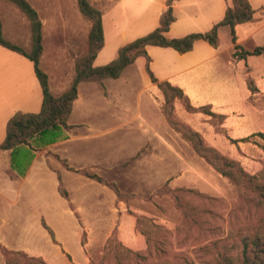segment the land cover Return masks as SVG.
<instances>
[{
    "label": "crops",
    "instance_id": "1",
    "mask_svg": "<svg viewBox=\"0 0 264 264\" xmlns=\"http://www.w3.org/2000/svg\"><path fill=\"white\" fill-rule=\"evenodd\" d=\"M90 1L103 12L105 43L94 59V66H100L115 59L121 46L160 26L168 0ZM250 2L255 10L253 18L236 26L237 43L248 50L264 45V0ZM232 4L233 0H175V20L167 35L178 38L194 32H206L224 18ZM58 12L57 8L50 9L48 23L42 19L44 52L40 59L41 67L49 75L50 90L56 96L66 91L74 79L81 29L84 31L85 51L90 32L88 22L77 20L74 23ZM49 35L59 38L53 51L47 48ZM218 37L217 46L198 39L193 48L184 53L171 46L147 45L148 56H138L119 78H108L103 83L83 81L79 84L78 97L68 120L71 128H50L30 138L27 144L0 149V244L54 264V260L51 261L45 253L48 250L36 241L32 226L34 214L41 223L44 219L51 226L40 207V204L48 202L46 186H52L51 193L55 197L56 190L63 197L59 192L60 172L70 192L69 200L63 198L70 212L74 213V197L88 196L84 194L88 181H95L76 170L86 169L104 177L101 170L105 166L113 170L121 165L120 159L118 162L99 161L88 153V140L111 130H102L97 125L106 122V116L113 124V132L118 131L119 144L122 123L134 124L132 134L140 140L153 137L154 132L159 134L155 126L164 123V100L149 69L158 80L169 81L182 88L192 105H210L213 112L225 116L226 124L233 119L246 121L252 110L250 98L264 94V55L244 58L240 55L241 49L234 54L228 25L219 27ZM250 76L256 79L257 92L253 93L248 86ZM154 93L160 99L158 96L154 99ZM134 98L138 103L136 108L132 104ZM42 103L43 91L34 63L0 44V144L6 138L7 124L13 115L17 112H39ZM64 161L75 170L68 168ZM66 173L69 182L65 179ZM55 237L53 242L59 250L70 252L56 231Z\"/></svg>",
    "mask_w": 264,
    "mask_h": 264
},
{
    "label": "rangeland",
    "instance_id": "2",
    "mask_svg": "<svg viewBox=\"0 0 264 264\" xmlns=\"http://www.w3.org/2000/svg\"><path fill=\"white\" fill-rule=\"evenodd\" d=\"M30 2L46 23L50 9L57 8L58 14L74 23L88 22L91 29V21L79 11L77 0ZM0 16L5 37L30 49L31 27L26 15L9 0H0ZM83 32L81 29L78 43L82 47L75 59L88 50V46L84 50ZM58 41L56 35H49L47 48L53 51ZM160 94L164 110L166 99ZM157 96L154 93V99ZM132 101L136 108L137 99ZM250 103L252 110L246 121L233 119L227 124L204 110H188L182 99L175 100L172 113L199 132L206 145L238 160L247 172L264 181V94L252 96ZM107 118L97 125L111 130L89 139L88 153L99 161L121 160L113 170L107 166L101 170L106 182L117 184L119 199L109 187L89 180L84 192L88 196H75L71 213L58 191L55 197L52 186H46L48 202L40 207L70 251L59 250L34 214L35 239L48 250L45 253L50 260L54 264H226L230 259L240 264L245 242L264 234V210L249 198L251 195L197 152L185 132L173 127L165 114L164 123L155 126L159 134L154 132L147 139L132 134L134 124L122 123L120 144L118 131L113 132ZM0 264L49 263L0 247Z\"/></svg>",
    "mask_w": 264,
    "mask_h": 264
},
{
    "label": "trees",
    "instance_id": "3",
    "mask_svg": "<svg viewBox=\"0 0 264 264\" xmlns=\"http://www.w3.org/2000/svg\"><path fill=\"white\" fill-rule=\"evenodd\" d=\"M14 3L28 18L31 27V47L25 49L17 43L6 38L3 31V21L0 16V44L16 51L34 63V68L43 91V103L39 112H17L13 115L7 124V134L5 140L0 144V149H12L20 144L29 143L30 138L36 134L45 133L50 128L65 127L71 128L68 120L72 112L73 104L78 97V86L83 81L103 83L108 78H119L126 67L132 64L138 56H148L147 45L171 46L179 52L184 53L191 50L194 42L198 39H204L210 44L217 46L219 43L218 29L222 25H228L231 28L232 40L234 42V54L241 49L240 55H264V45L256 46L252 50L244 49L237 43L236 26L240 23L250 21L254 15V8L250 0H233L232 6L228 7L224 18L206 32H194L183 37L170 38L167 32L175 20L173 4L175 0L167 1V8L160 18V26L153 31L136 38L135 40L121 46L118 55L111 62L94 66V59L98 51L104 46V24L103 12L95 6L90 0H77L81 13L91 21V29L88 36V50L75 59V75L70 87L61 95H54L50 90L49 75L41 67L40 59L44 52L43 21L37 8L30 0H9ZM150 60V58L148 57ZM153 82H155L165 96L166 103L163 110L169 123L185 132L186 136L193 142L197 152L201 153L208 159L214 167L223 175L232 178L245 193L247 191L253 202L264 210V181L260 180L257 175L247 172L241 163L229 156L219 152L214 147L204 143L201 134L174 118L172 110L176 99H182L190 111L204 110L212 117H220L223 120L225 116L215 113L211 110L210 105L196 107L191 104L189 97L179 86L173 85L169 81L158 80L149 69ZM248 86L252 91H257V86L252 77L247 79ZM247 138H244V140ZM65 165L75 170L66 161ZM88 177L95 179L103 185L111 188L119 199V189L116 183L106 182L105 178L86 169L76 170ZM59 192L66 199H70V192L65 186L60 172ZM264 222V216L263 220ZM43 226L49 231L54 241H56L55 231L47 222L42 220ZM4 250L26 254L23 251H15L6 248L0 244ZM27 255V254H26ZM35 258V257H34ZM226 264H237L230 260ZM240 264H264V234H258L255 238L247 240L244 244L243 258Z\"/></svg>",
    "mask_w": 264,
    "mask_h": 264
}]
</instances>
